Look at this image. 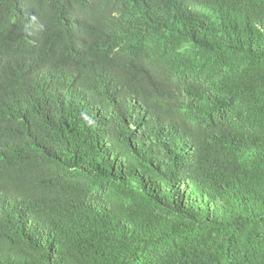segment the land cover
<instances>
[{
    "label": "trees",
    "instance_id": "1",
    "mask_svg": "<svg viewBox=\"0 0 264 264\" xmlns=\"http://www.w3.org/2000/svg\"><path fill=\"white\" fill-rule=\"evenodd\" d=\"M184 7L0 0V264H264V0Z\"/></svg>",
    "mask_w": 264,
    "mask_h": 264
},
{
    "label": "clouds",
    "instance_id": "2",
    "mask_svg": "<svg viewBox=\"0 0 264 264\" xmlns=\"http://www.w3.org/2000/svg\"><path fill=\"white\" fill-rule=\"evenodd\" d=\"M166 14L156 21H150L155 29L167 28V24L172 16L178 11H184L186 0H164ZM132 8L135 10L134 6ZM100 14V12H98ZM129 22H123L117 25L109 26L105 35L112 47L113 55L116 58H127L139 54L146 44L145 36H136L135 30H138L133 21L134 18L129 16ZM154 57L146 59V64L151 72L161 83L167 85L175 79H166L163 77L165 67L159 66V70L152 66ZM57 80V79H56Z\"/></svg>",
    "mask_w": 264,
    "mask_h": 264
}]
</instances>
